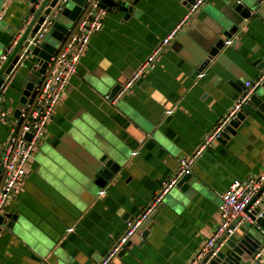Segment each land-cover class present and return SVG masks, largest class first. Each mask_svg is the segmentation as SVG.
Listing matches in <instances>:
<instances>
[{
	"label": "crops",
	"instance_id": "0c3cea01",
	"mask_svg": "<svg viewBox=\"0 0 264 264\" xmlns=\"http://www.w3.org/2000/svg\"><path fill=\"white\" fill-rule=\"evenodd\" d=\"M3 3L8 8L0 23V53L26 11L19 0H0V8ZM234 3L209 0L179 26L155 67L115 103L106 99L110 89L180 23L187 3L138 0L127 19L121 11L107 13L52 114L40 151L6 202L17 218L12 230L0 233V264L101 261L178 160L193 154L225 116L234 102L233 85L244 86L260 74L264 0L249 18L237 17L231 43L198 70L210 37L231 26ZM20 83L16 77L0 102L10 118L22 107ZM257 92L264 101V90ZM239 128L242 133L225 145L215 140L207 145L192 167L191 186L185 191L174 186L112 264H188L219 223L224 189L264 170V109L254 108ZM8 133L9 122L0 116V152ZM102 154L122 168L98 188L93 180ZM242 233L243 226L236 235Z\"/></svg>",
	"mask_w": 264,
	"mask_h": 264
},
{
	"label": "built area",
	"instance_id": "2783aa9c",
	"mask_svg": "<svg viewBox=\"0 0 264 264\" xmlns=\"http://www.w3.org/2000/svg\"><path fill=\"white\" fill-rule=\"evenodd\" d=\"M115 2L120 0H113ZM209 0H195L187 8L180 23L172 29L149 53V55L127 77L116 94L110 98V103H115L130 92L135 82L147 72L151 71L157 58L164 51L170 39L175 35L177 29L183 22L196 14ZM8 6L3 3L0 8V23L3 20ZM108 11L101 6L100 0H86V5L74 22L69 34L60 45L57 53L52 56L47 64L42 79L35 87V96L30 103L22 105L18 118H10L2 110L0 116L9 122V133L1 151V163L3 172L0 179V211L6 207V202L11 197L26 175V165L33 157L36 148L46 139V127L52 117L56 106L62 95L65 93L70 78L75 74L81 57L85 53L90 38L100 31L104 24V18ZM47 27H41L38 37L42 36ZM23 28L16 30L10 47L6 52L0 54V66L6 61L7 54L16 45L21 37ZM229 39L226 44H230ZM200 77L202 74L199 75ZM264 81V73L244 83L245 93L236 99L228 112L223 116L214 130L204 139L198 149L189 156L181 157L173 174L166 180L163 186L157 191L141 208L138 215L127 220L123 233L112 242L108 252L97 264H112L113 260L124 250L125 245L132 236L138 233L141 225L148 220L162 204L165 195L176 185L184 175L190 174L196 158L201 155L207 145L220 135L225 124L233 118L254 88ZM1 93L5 92L3 84L0 87ZM1 100V95H0ZM168 115L172 109L167 110ZM19 120V123H16ZM135 152H133V155ZM264 182V170L256 177L234 179L220 194L219 223L213 230L210 238L202 245L197 253L193 255L188 264H200L203 257L214 247L222 237H232L237 229L243 224H250L255 227L260 244L256 250L242 264H264V229L255 224L251 216V206L247 209L257 190ZM102 194V192H100ZM219 249V247H216ZM213 252L212 254H214Z\"/></svg>",
	"mask_w": 264,
	"mask_h": 264
},
{
	"label": "water",
	"instance_id": "95a60500",
	"mask_svg": "<svg viewBox=\"0 0 264 264\" xmlns=\"http://www.w3.org/2000/svg\"><path fill=\"white\" fill-rule=\"evenodd\" d=\"M138 0L133 1H113V0H100L101 6L105 7L108 12L121 11L124 13V18L127 19L135 13V6ZM195 0H185L187 8ZM263 0H235L232 7L233 12L236 14L231 16V26L228 29H223L220 32L212 35L204 46L206 57L201 62L198 70L204 69L224 48L226 42L238 30L237 17L247 19L251 15L257 3ZM26 8V11L21 16V24L12 32L11 41L16 30L23 32L16 45L11 49V55L0 66V87L11 85L12 81L19 77L20 83V96L18 103L24 105L30 103L35 96V87L42 79L47 64L52 56H54L60 45L64 42L70 29L82 8L86 5V0H19ZM47 27L43 31L42 36L38 37L37 33L42 27ZM10 41V44H11ZM59 43L60 45H57ZM3 50L4 53L10 47ZM0 53V54H1ZM260 77L264 73V62L258 66ZM255 78V79H256ZM126 79V78H125ZM124 79V80H125ZM123 81H118L110 89L107 99L112 98L119 90ZM235 93L232 96L234 101L242 97L245 93L243 84L233 85ZM264 90V81L254 88L245 103L242 104L240 110L236 115L228 120L222 128L220 135L215 138V141L225 145L230 139H233L237 134H241L240 124L246 120L248 115H251L254 108L262 111L264 109V101L262 95L257 92L258 89ZM1 99L4 100L5 92L1 93ZM0 100V102L2 101ZM20 107H16L13 112V117L18 118ZM19 123V120L16 122ZM1 156V152H0ZM100 166L95 169L93 183L98 188H103L108 181H110L115 174L122 168V165L114 160L112 157L102 154L98 160ZM3 172V166L0 159V179ZM192 173L184 175L176 183V187L181 188L182 191L188 189ZM256 202V204H255ZM255 204V205H254ZM251 216L255 224L264 229V182L261 184L256 194L252 198L247 209L251 206ZM159 208V207H158ZM17 215L7 211L6 207L0 211V233L4 229L12 230L16 221ZM244 233H236L229 238L222 236L216 244L201 260L200 264H242L248 257L256 250L261 240L255 229L250 224H243ZM3 228V229H2ZM131 240L127 242L123 251L130 245ZM122 251V252H123ZM121 252V253H122ZM215 252L214 254H212ZM38 264H48L45 260H40Z\"/></svg>",
	"mask_w": 264,
	"mask_h": 264
},
{
	"label": "rangeland",
	"instance_id": "374dc122",
	"mask_svg": "<svg viewBox=\"0 0 264 264\" xmlns=\"http://www.w3.org/2000/svg\"><path fill=\"white\" fill-rule=\"evenodd\" d=\"M57 45H60L59 43H57ZM41 148V147H40ZM40 148L39 149H37L36 151H35V153H34V155L36 154V156H37V152H39L40 151Z\"/></svg>",
	"mask_w": 264,
	"mask_h": 264
}]
</instances>
